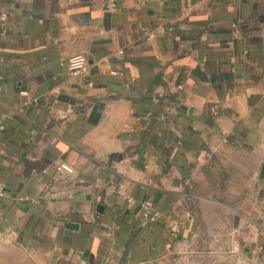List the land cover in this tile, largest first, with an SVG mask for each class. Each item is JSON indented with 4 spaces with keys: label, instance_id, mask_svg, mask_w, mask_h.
<instances>
[{
    "label": "crops",
    "instance_id": "obj_1",
    "mask_svg": "<svg viewBox=\"0 0 264 264\" xmlns=\"http://www.w3.org/2000/svg\"><path fill=\"white\" fill-rule=\"evenodd\" d=\"M2 13L0 264H264V0H0ZM77 54L90 67L73 77ZM228 146L255 158L254 188L191 201Z\"/></svg>",
    "mask_w": 264,
    "mask_h": 264
},
{
    "label": "rangeland",
    "instance_id": "obj_2",
    "mask_svg": "<svg viewBox=\"0 0 264 264\" xmlns=\"http://www.w3.org/2000/svg\"><path fill=\"white\" fill-rule=\"evenodd\" d=\"M256 170L255 158L247 150L225 147L214 154L197 182L196 189H191V194H198L191 201H198L200 196H206L208 200L213 199L224 205L235 204L241 194L251 192L256 185ZM194 205L199 204L197 202ZM216 215L226 216L221 210ZM195 216L197 223L205 227L206 214L196 212Z\"/></svg>",
    "mask_w": 264,
    "mask_h": 264
},
{
    "label": "built area",
    "instance_id": "obj_3",
    "mask_svg": "<svg viewBox=\"0 0 264 264\" xmlns=\"http://www.w3.org/2000/svg\"><path fill=\"white\" fill-rule=\"evenodd\" d=\"M0 18L2 21H5L7 18V13H2L0 15ZM67 66H68V72L71 76L73 77L83 76L89 70V67H90L89 58L85 54H77V55L71 56L67 60ZM0 123H1V120H0ZM56 170L58 173H66V174H71V175H73L76 172V168L66 161H60L56 165ZM20 198L22 199V197ZM129 200H132V198L129 197ZM142 206L144 208V216L146 218L150 220H155L156 218L160 216V213L156 209L153 208L152 204L149 201H144L142 203Z\"/></svg>",
    "mask_w": 264,
    "mask_h": 264
},
{
    "label": "water",
    "instance_id": "obj_4",
    "mask_svg": "<svg viewBox=\"0 0 264 264\" xmlns=\"http://www.w3.org/2000/svg\"><path fill=\"white\" fill-rule=\"evenodd\" d=\"M92 63V62H91ZM104 209H105V207H104V205L103 204H98L97 205V210L99 211V212H101V213H103L104 212ZM68 228H78V225L76 224V223H74V222H66V224H65Z\"/></svg>",
    "mask_w": 264,
    "mask_h": 264
}]
</instances>
